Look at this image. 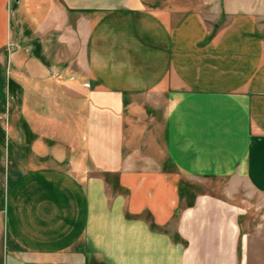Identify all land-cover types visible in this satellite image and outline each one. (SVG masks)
Listing matches in <instances>:
<instances>
[{
  "label": "crops",
  "instance_id": "0c3cea01",
  "mask_svg": "<svg viewBox=\"0 0 264 264\" xmlns=\"http://www.w3.org/2000/svg\"><path fill=\"white\" fill-rule=\"evenodd\" d=\"M190 5L0 0V264H247L264 32ZM184 179L234 190L185 202Z\"/></svg>",
  "mask_w": 264,
  "mask_h": 264
},
{
  "label": "rangeland",
  "instance_id": "374dc122",
  "mask_svg": "<svg viewBox=\"0 0 264 264\" xmlns=\"http://www.w3.org/2000/svg\"><path fill=\"white\" fill-rule=\"evenodd\" d=\"M190 3V6H207L208 12L219 16L218 22L226 21L228 17L226 10L228 9H232L233 11L236 9L244 11L250 8V11L256 14L258 31H261V33L262 31L264 32V0H190ZM252 9L254 10L252 11ZM5 65L6 64L3 63L2 66L4 67L0 69L1 84H4L7 77ZM11 111L14 112L15 108L12 107ZM2 116L3 114H0L1 118ZM6 117L5 115L4 118ZM4 121L6 120H2L3 129L6 132L4 133L6 135V142L1 148H3L2 150H4L3 152L6 154L8 149L12 152L13 144L12 141L8 140V124ZM110 181L114 182V179H109V182ZM183 181L185 183L183 182L181 185V193L182 199L184 198L185 202H188L193 195L201 193L223 197L227 189L231 188L225 180L217 181L210 179L207 181L196 180L194 182L193 180L184 179ZM192 182H194L193 186ZM231 190H234V187H232ZM237 194V199H233V202L235 201L240 209L241 215L239 224L241 234L248 248L247 264H264V194L253 193L249 191L245 185L239 187V192Z\"/></svg>",
  "mask_w": 264,
  "mask_h": 264
}]
</instances>
